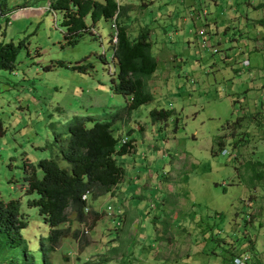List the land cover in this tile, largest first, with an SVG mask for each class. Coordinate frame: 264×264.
<instances>
[{
    "label": "rangeland",
    "instance_id": "obj_1",
    "mask_svg": "<svg viewBox=\"0 0 264 264\" xmlns=\"http://www.w3.org/2000/svg\"><path fill=\"white\" fill-rule=\"evenodd\" d=\"M52 1L0 0L12 7L0 9V40L22 46L14 70H0L6 128L0 136V196L20 200L30 213L27 238L35 243L49 227L37 208L27 206L24 160L41 155L49 118L88 112L108 117L117 138L133 139L132 154L143 155L139 180L147 189L143 196L129 194V203L119 194L90 198L84 222L69 209L66 237L52 264H234L244 255L249 264H264V179L252 182L254 169L246 164L264 162V52L250 51L262 42L264 24L254 19L264 18V7L253 6L264 0H221L217 26L224 42H211L217 53L202 48L194 23L187 26L196 31L189 48L162 37L168 70L146 80L154 99L129 114L123 111L127 97L113 90V22L93 24L87 17L89 29L69 44L63 12L51 9ZM235 2L237 16L231 11ZM163 17L154 25L178 22ZM209 18L214 21L213 13ZM152 51L156 55L155 46ZM73 65H89L88 72ZM154 109L170 110L172 117L153 122ZM121 210H128L126 218ZM135 210L140 214L133 216Z\"/></svg>",
    "mask_w": 264,
    "mask_h": 264
},
{
    "label": "trees",
    "instance_id": "obj_2",
    "mask_svg": "<svg viewBox=\"0 0 264 264\" xmlns=\"http://www.w3.org/2000/svg\"><path fill=\"white\" fill-rule=\"evenodd\" d=\"M4 8L12 9L7 2L0 5L2 13ZM50 8L63 12L62 25L67 28L69 44H76L89 29L87 17L93 24L103 18L111 20L117 38L115 43L114 38L111 40L113 59L118 67L113 90L127 97L123 111L129 114L154 99L146 80L155 77L159 61L152 51L149 27H143L136 37H131L127 26L118 22L123 13L118 0H53ZM21 47V43L0 40V70H14ZM69 67L88 72L89 65ZM150 117L153 122L167 121L172 111L154 109ZM46 126L47 138L39 148L41 155L37 159L25 158L21 178L25 193L31 195L28 208H37L49 228L47 234L36 232V241L32 243L25 234L30 226V213L23 210L20 200L0 196V264H52V254L66 237L68 210L84 222L90 212V198L111 195L125 176L119 157L132 152L133 139L117 138L108 117L88 112L65 113L56 119L49 118ZM5 133L0 119V136ZM122 139L127 142L123 144ZM246 164L254 169L249 177L252 182L264 179V162ZM87 193L88 198L83 200ZM209 229L205 228L204 232Z\"/></svg>",
    "mask_w": 264,
    "mask_h": 264
},
{
    "label": "crops",
    "instance_id": "obj_3",
    "mask_svg": "<svg viewBox=\"0 0 264 264\" xmlns=\"http://www.w3.org/2000/svg\"><path fill=\"white\" fill-rule=\"evenodd\" d=\"M158 0H142L141 2L134 1V0H119L120 5L123 7V13L118 19V22L121 23V25L127 26V32L131 37H136L141 29L143 27H149L151 34H150V40L152 41V45L156 47V58L159 61V71H156L155 78H160V75H163L165 73V70H168V67L165 64L167 54L166 52H163L161 46H164L163 43L160 41L162 37H169L171 44L177 45L185 44L187 47H191V38L190 36L192 33H195L198 31V33H195L196 36H200L202 41H206L211 48L214 45H211V42L216 41L217 38V44H223L224 38L222 36H219L218 32V10L223 9L222 7V1L221 0H179V3H181L179 8L171 7L170 3L166 2L167 0H161V3L163 2V5H160L159 8L156 6V2ZM231 1V0H229ZM212 4L214 6L212 10ZM237 2H235V6L232 7L231 11L236 13V16L239 14L240 9L237 6ZM264 7V4H259L258 6H253L255 10L257 8ZM152 8L158 9L153 10ZM213 11V12H212ZM163 13V14H162ZM214 15V21L213 19L209 18V14ZM138 14V15H137ZM152 15H155L153 18ZM205 15V16H204ZM23 16V15H21ZM16 16V18L21 17ZM164 16V17H163ZM163 17L164 19H170V21H174V17H176V20L178 21L176 25H162L161 23H157L154 25L155 22L159 21V18ZM248 18V13H247ZM254 21L257 24H264V18L263 19H254ZM191 23L195 24L196 31L193 32L192 27L190 29H187V26ZM212 23H215V31L212 30ZM201 29H204L206 31L205 35H200L199 31ZM170 32L172 33L171 36ZM217 35V36H215ZM174 37V38H173ZM154 38V40H152ZM173 38V39H172ZM261 41L259 42L256 40L253 49H250L251 52L253 51H262L264 52V33L260 35ZM172 40H175L172 42ZM259 45V46H258ZM224 46V45H223ZM165 47V46H164ZM153 50V48H152ZM191 52V51H189ZM225 55L227 53L225 52ZM227 57V56H226ZM248 58H244V60H247ZM170 61H174L173 57L169 58ZM251 66V65H250ZM252 67V66H251ZM248 67V68H251ZM156 83V81H154ZM139 129V128H138ZM140 159H143V155L138 156L137 152L133 153L130 152L126 157L122 158V165L125 170V176L121 183H119L116 188L114 189V192L111 193V197L116 196L119 194L121 198L123 199L124 203L128 201V198L131 197L129 194L137 195L141 194L142 190L147 189L145 185L139 180V172L143 173L142 166L138 164V161ZM132 161V162H131ZM136 166H139V171L136 169ZM131 169V170H130ZM129 171L134 172V177H129L128 173ZM136 171V172H135ZM141 176V175H140ZM146 191V190H145ZM140 196H143V192ZM128 210H130L128 207L124 206ZM128 210H121L119 213L124 214L122 216L123 218H126L125 215L128 212ZM134 212V211H133ZM140 214V210L138 212L135 210L134 215Z\"/></svg>",
    "mask_w": 264,
    "mask_h": 264
},
{
    "label": "built area",
    "instance_id": "obj_4",
    "mask_svg": "<svg viewBox=\"0 0 264 264\" xmlns=\"http://www.w3.org/2000/svg\"><path fill=\"white\" fill-rule=\"evenodd\" d=\"M114 28H115V26H114ZM199 34L203 36L206 34V31L204 29H202L199 31ZM113 38H114L113 42L115 43L117 41V38H116V36H113ZM201 46H202V48L210 47V45H208V43L205 40L202 41ZM211 49H212L213 53L217 52V49L213 48L212 46H211ZM243 65H244V67H250L249 60H245L243 62ZM126 142H127V139H122L123 144H125ZM87 198H88V193L83 195V200H86ZM249 260H250V256L244 255L240 258H236L234 262H235V264H246L247 262H249Z\"/></svg>",
    "mask_w": 264,
    "mask_h": 264
}]
</instances>
